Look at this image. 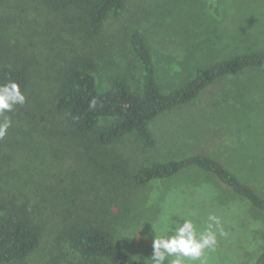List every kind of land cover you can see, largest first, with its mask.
Wrapping results in <instances>:
<instances>
[{"label":"rangeland","instance_id":"374dc122","mask_svg":"<svg viewBox=\"0 0 264 264\" xmlns=\"http://www.w3.org/2000/svg\"><path fill=\"white\" fill-rule=\"evenodd\" d=\"M135 32L143 35L157 84L168 94L191 81L198 68L264 51V0H126L123 13L107 17L95 40L85 39L64 15L50 13L40 0H0V42L32 59L30 92L39 103L28 92L31 103L11 118L12 126L0 140V198L27 202L42 231L41 245L26 264H79L59 239L64 223L78 221L108 227L121 249L142 263H152L154 236L168 235L169 226H179L174 220L185 219L203 232L210 214L220 218L223 234L216 230L214 250H205L207 264H255L264 251V213L234 193L208 196L201 191L208 184L191 177L212 173L190 167L177 174V180H154L145 186H136L131 176L156 162L181 160L195 152L211 157L212 152L264 198V68L222 78L192 103L159 115L149 126L156 141L153 148L143 149L132 136L111 146L128 175L114 203L106 178L95 174L68 140L51 135L59 73L73 53H92L100 89L120 77L132 92L142 91L143 68L130 45ZM229 96L237 102L226 104L236 107L231 109L238 112L235 119L193 117L222 111V100ZM201 121L213 125L206 128L198 124ZM222 129L234 130L239 137L233 148L196 149L205 141L214 143L224 135ZM107 204L112 205L110 212ZM231 225L236 229L227 230Z\"/></svg>","mask_w":264,"mask_h":264},{"label":"trees","instance_id":"16d2710c","mask_svg":"<svg viewBox=\"0 0 264 264\" xmlns=\"http://www.w3.org/2000/svg\"><path fill=\"white\" fill-rule=\"evenodd\" d=\"M53 14H62L87 40L97 39L107 17H119L126 0H40ZM131 50L143 68L142 91L132 92L125 80L113 79L108 88L97 82V62L91 52H76L64 59L55 94L57 110L52 116V134H58L80 150L94 173L106 178V186L114 198L127 183L124 162L113 154L111 146L134 137L143 149H151L156 141L150 124L164 112L195 101L200 94L222 78L246 69L264 68V51L237 55L207 68H198L196 76L178 90L165 94L159 88L152 54L143 35L135 32ZM32 59L22 51L11 50L0 42V85L15 81L27 97L32 81ZM95 99V108L90 102ZM37 104L38 101L34 98ZM31 101L17 105L6 113L10 118L21 114ZM40 108V106H39ZM26 114H31L26 111ZM2 119V118H0ZM197 167L216 175L235 193L246 198L264 213V198L207 155H192L181 160L156 162L136 170L131 181L145 186L154 180L174 177L181 171ZM111 197V201H116ZM110 212L109 204L106 205ZM59 239L79 258V264H152L142 263L121 249L113 232L102 224L89 222L64 223ZM42 231L32 216L27 202L0 198V264H26L28 257L41 245ZM255 264H264V251Z\"/></svg>","mask_w":264,"mask_h":264},{"label":"clouds","instance_id":"9594fccd","mask_svg":"<svg viewBox=\"0 0 264 264\" xmlns=\"http://www.w3.org/2000/svg\"><path fill=\"white\" fill-rule=\"evenodd\" d=\"M26 96L20 85L15 81L0 85V140H2L12 126V120L6 113L14 111L17 105H24ZM90 108H95L96 100L90 102ZM208 224L203 232H197L196 226L190 219L174 220L169 226V234L152 240V264H186V261H199L207 264L206 249L214 250L217 244L216 230L223 234L220 218L210 214ZM169 258H172L171 260Z\"/></svg>","mask_w":264,"mask_h":264},{"label":"crops","instance_id":"0c3cea01","mask_svg":"<svg viewBox=\"0 0 264 264\" xmlns=\"http://www.w3.org/2000/svg\"><path fill=\"white\" fill-rule=\"evenodd\" d=\"M261 51H263V50H261ZM220 81V80H219ZM236 93H237V91H236ZM241 92H239V93H237V94H240ZM240 95H243L244 96V94H240ZM251 96H250V98L252 97V96H256V97H261V96H259L260 94H250ZM230 97V96H229ZM231 99H229V98H224V100H222V102H224L223 104V106H224V109H222V111H219V112H217V113H212L211 112V114L209 115V114H199V113H195V114H193V117L195 118V119H199V120H207V119H209V118H217L218 120H229V119H235L236 118V114L238 113V112H236V111H231V109L232 108H234V110L236 109V107L234 106V105H226L227 103H232V104H236L237 102H236V100H234V97H230ZM243 99H249V98H243ZM226 110H228V111H226ZM171 111V110H170ZM165 113V112H164ZM231 115H233V118L231 117ZM219 123V125L221 126V128H222V123L221 122H218ZM198 124L199 125H201V126H204V127H206V128H210V126L211 125H213V124H209L208 122H206V121H201V122H198ZM236 126V124H234V129L236 128L235 127ZM222 131H223V129H222ZM223 134L224 135H222V136H219L218 138H216L215 139V141H214V143H208L209 141H205V142H203L201 145H200V147L199 148H196L197 150H199V151H213V150H215V151H219V150H221L222 149V152H225L226 150H230L231 148H233L234 147V142H235V140H236V142H237V140H239V137L237 136V134H236V132H234V130L233 131H227V133L225 132V131H223ZM192 143H194V141L193 140H190ZM221 146H223V147H221ZM219 147V148H218ZM221 147V148H220ZM193 152H195V151H193ZM195 155H206V154H203V153H198V152H195L194 153ZM192 156V155H191ZM209 156V155H208ZM211 157H213V158H215V159H218L221 163H222V160L220 159V157H218V156H215V155H213L212 154V152H211ZM204 171V170H203ZM181 173V172H180ZM179 174V173H178ZM176 176V175H175ZM175 176L174 177H172V179L174 178V180H177V179H179V177H177V178H175ZM193 179H198V180H202L204 183H207L208 185H206V186H203L202 188H201V191L203 192V193H205V194H207L208 196L209 195H215V194H217V193H222V192H224L226 195H227V193L228 194H235V195H237L238 196V194L237 193H235L234 191H233V189L229 186V185H227L226 183H224L222 180H220L216 175H214V174H210V175H204V176H191ZM215 190H217V191H215ZM233 191V192H232ZM223 202L224 203H226L227 202V200L226 199H224L223 200ZM211 205L212 206H215L216 205V202H211ZM228 207H229V209H231L232 208V204H231V202H229V204H228ZM235 226L234 225H231L230 227L228 226V228H227V230H235L236 228H234Z\"/></svg>","mask_w":264,"mask_h":264}]
</instances>
